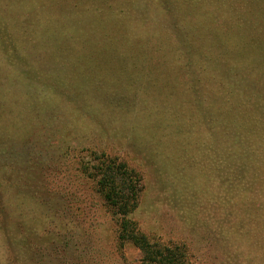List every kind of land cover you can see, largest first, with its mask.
<instances>
[{
  "label": "rangeland",
  "instance_id": "obj_1",
  "mask_svg": "<svg viewBox=\"0 0 264 264\" xmlns=\"http://www.w3.org/2000/svg\"><path fill=\"white\" fill-rule=\"evenodd\" d=\"M248 13L254 20L256 14L264 20V9L252 8ZM187 28L182 33L189 41L205 43L209 38L210 29ZM246 43L254 47L227 51L233 57L220 69L211 64L209 74L202 72L205 64L198 60L203 51L195 55L197 59L179 57L187 61L182 65L186 78L210 83L216 71L229 68L239 71L242 79L246 76L243 81L256 94H264V31L256 42ZM149 53L156 57L81 52L53 76L32 77L33 71L21 65L0 68L2 74L20 72L17 79L2 81L0 104L43 91H62L66 88L59 82L97 74L96 80L92 76L88 82H75L71 100L76 106L91 104L100 110L92 122L83 123L85 128L79 123L73 128L63 124L51 128L50 135L61 133L59 138L51 137L52 142L47 130L39 136L13 127L5 134L0 128V176L10 178L5 177L7 182L0 186L4 209L0 229L6 231L0 237V264H142L144 253L132 242L119 240L123 215L101 192L97 175L108 166L120 179L131 178L136 194L130 202L134 207L138 201L139 207L125 216L136 221L152 242L182 247L190 264H264V165L241 155L244 167L234 174L224 168L219 140L228 131L203 118L192 125L184 121L193 138L186 146L177 136H164L170 131L168 125L175 130L178 124L164 118L157 121L163 100H171L162 96L161 88L166 77L170 82L174 79V63L165 57L166 49ZM260 128L264 123L254 127V137L264 134ZM229 133L244 136L238 126ZM260 149L254 140V153ZM21 159L30 161L34 170L19 168ZM11 179L17 182L10 184Z\"/></svg>",
  "mask_w": 264,
  "mask_h": 264
},
{
  "label": "trees",
  "instance_id": "obj_2",
  "mask_svg": "<svg viewBox=\"0 0 264 264\" xmlns=\"http://www.w3.org/2000/svg\"><path fill=\"white\" fill-rule=\"evenodd\" d=\"M21 6L23 7L20 4ZM252 8L254 11L264 9V0H29L28 17L25 16L26 10H23L24 14L20 13L18 23L21 26L33 27V30L29 32L27 46L24 41V44L21 42L23 45L19 44L13 48V51H17L23 60L17 65L0 64V68L21 65L24 70L40 74H58L59 70L72 64L69 60L72 55L81 52H94L99 54L98 57L107 53H126L129 57L133 55L153 57L154 55L149 52L166 49L165 57L174 63V74L178 78L174 77L170 82L166 77V82L161 88L162 96L171 100H163L162 104L165 107L159 109L157 121L161 123L164 118L172 124H178H175L177 126L175 130L168 125L166 129L170 131L164 133V136H177L183 141L182 146H186L185 142L193 138L190 131L186 130L185 123L190 122L192 125L198 118L199 120L203 118L207 123L219 124L222 130L228 131L219 140L221 154L224 156L221 165L234 174L235 169L245 165L241 162L245 159L240 158L241 155H249L247 159L254 158L253 160L264 165V153H262L264 134L259 133L254 137V127L264 123L262 121L264 120V94L259 91L256 94L254 88L243 81L246 76L242 79L239 71H230L229 68L224 72L216 71V76L210 83L200 77L189 80L182 67L187 61H180L179 57L197 59L195 55L203 51L198 56L200 58L198 60L205 64L202 72L209 74L213 67L211 64L218 66H214V69H220V64L233 57V54L227 55V51L254 47V44L246 45L240 41L241 44L236 45L192 47V50L188 51L176 46L175 38L180 31H175V25L180 28L190 26L194 30L212 29L218 34L231 35L236 40L240 36H254L250 37L252 39L249 41L256 42L260 32L249 30L241 22ZM255 16L257 26L264 27V20L259 21L261 15ZM25 37L23 36L24 39ZM167 49L173 52L177 63ZM195 59L189 62L194 63ZM27 60L33 67L28 62H24ZM96 75H77L64 82L73 80L88 82L92 76L96 80L94 78ZM73 86L69 87L70 92L73 91ZM257 96L259 100H255ZM186 119L189 122H186ZM180 124L184 126L179 127ZM233 126L240 127L241 134L244 136L239 137L229 133ZM9 127L17 128L16 132L27 131L26 133L36 134L29 128L24 130L10 124L1 129L8 134L6 130ZM260 129L264 131V128ZM38 134L41 136L43 132ZM17 139L20 140V138ZM254 140L259 143V146L261 145V149L256 154ZM177 150L183 151L184 148L177 146ZM224 154L228 156V159H225ZM20 163L19 168L26 171L34 170L33 165L29 164L30 161L21 159ZM106 169L105 172L103 168L100 169L97 176L100 177L101 192H104L107 201L116 208V212L123 215L119 240L132 242L144 253L142 264H190L182 247L176 244L152 242L139 229L136 221L129 215L125 216L134 213L139 207L138 201L134 207L130 202L136 194L134 186L131 185V178L120 179L119 174L113 173L109 166ZM121 175L129 176L130 174L122 172ZM25 176L28 175L25 174ZM5 177L7 180L10 179L7 174ZM5 177L0 176V186L3 181L7 182ZM8 182L15 184L17 180L11 179ZM227 183L233 184L230 178ZM25 210L28 211L27 208ZM3 211V205L0 204V215ZM31 211L34 212L33 208ZM13 216L14 214L11 215ZM5 232L2 227L0 237L5 236Z\"/></svg>",
  "mask_w": 264,
  "mask_h": 264
},
{
  "label": "crops",
  "instance_id": "obj_3",
  "mask_svg": "<svg viewBox=\"0 0 264 264\" xmlns=\"http://www.w3.org/2000/svg\"><path fill=\"white\" fill-rule=\"evenodd\" d=\"M20 4L23 5V7H20ZM28 6L29 2L27 0H0V64L17 65V63L23 60V57L19 55L17 51H13V48L19 46V44L23 45L24 41L27 46L29 32L33 30V27L29 28L28 25L21 26L18 23L20 13H22V15L24 14L23 10H26L25 16L26 18L28 17ZM25 7L27 9H25ZM245 15L246 16L241 20L244 27L252 31H264V27L257 26L254 15L250 13ZM175 27L176 32L180 31V34L175 38L177 47H219L241 44L238 42H229L228 38L234 39L235 37L228 34L217 35L218 32L212 29L209 30V38L206 39L205 43H196L193 38L189 41L183 36V33L188 32L189 28H180V26L177 25H175ZM23 36H26L25 39ZM250 37L254 36H240L236 38L237 41L241 40L243 44L249 45L246 43V40H251L252 38ZM21 42H23V44H21ZM24 62H28V60ZM19 73L20 72L15 71L5 74L0 73V86L3 87L2 81L4 80L10 81L17 79ZM33 74L40 73H35L34 71L30 73L32 77ZM74 82L76 81L59 82L61 87L65 85L66 89L62 91H51V94L48 91H43L21 98L11 99L8 102L0 104V128L10 124L27 130L30 129L36 134L41 132L45 134L44 131L47 130V136L50 142H52L51 137L59 138V136H61L59 132H52L53 134L50 135V129L59 124L71 126V128H73L74 123H79L81 127L85 128V124L83 123L92 122L94 120L93 117L99 113L100 110L98 107L91 104L76 106V103L71 100V98L75 96V92L69 91V87L73 86ZM88 97L91 99L92 95ZM42 141H45L44 137Z\"/></svg>",
  "mask_w": 264,
  "mask_h": 264
}]
</instances>
